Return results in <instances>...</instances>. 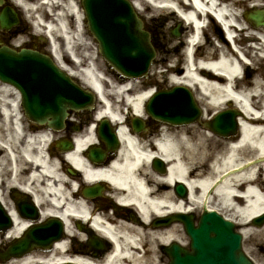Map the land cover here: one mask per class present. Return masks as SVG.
<instances>
[{"label":"bare ground","instance_id":"6f19581e","mask_svg":"<svg viewBox=\"0 0 264 264\" xmlns=\"http://www.w3.org/2000/svg\"><path fill=\"white\" fill-rule=\"evenodd\" d=\"M18 1L27 12L34 8L40 11L36 16L37 24L46 25H43L44 31L49 34L51 50L60 63L98 90L101 106L94 121L108 116L120 123L122 147L107 167L90 159L88 161L83 154L86 145L97 142L94 125L75 134L76 146L65 158L90 180L110 182L113 188L109 196L123 204H136L145 223L139 225L122 220L115 225L111 223L115 218L109 217L104 222L99 214H95L91 226L100 235L114 241L113 249L100 260L70 255L66 238L57 240L52 252H33L8 262L0 261V264H54L65 260L84 264H160L156 258L159 251L153 248L154 245L167 244L174 239L182 241L183 237L177 225L153 229L149 227L148 220L153 214L196 210L205 200L209 209L218 210L240 223L245 237H252V231L257 228L251 222L264 213V161L241 167L256 157L264 156V110L260 114L256 112V115L252 113L255 111L252 107L264 109V28L255 27L242 18V13L238 11L241 1H229L217 7L222 0H135L140 12L145 11L143 3L148 6L150 3L175 13L178 11L191 26V22L194 23V34L189 36L184 49V64L178 61V64L169 66L168 71L173 84L187 86L197 93V99L204 104L203 117L209 119L227 105H233L240 112V133L235 142L217 137L212 131L193 124L163 129L158 148L135 134L123 120L122 113L123 105L128 103L133 104L136 113L145 114L143 105L152 88L147 87L148 84H137L135 79L114 81L102 72L84 37L80 2L39 0L38 4H32L26 0ZM49 1L52 7L61 6L62 9L54 17L47 11L53 8H45ZM251 1H255L254 6H264V0ZM206 9H211L224 23L229 40L240 44L237 47L241 54L250 57L251 63L259 64L254 68L257 73L253 81L246 75L240 76L246 62L227 38L220 39L212 50L202 43L210 18ZM236 33L238 36L235 37ZM245 35L252 41H246ZM123 96L126 101L118 99ZM19 98L20 94L13 85L0 81V145L8 151L5 150L0 158V179L2 168L9 165L11 179L7 181L8 185H18L30 192L40 207L42 218L59 217L65 224L67 237L77 235V232L82 234L73 222L78 219L86 222L89 212L95 211H90L89 200L75 192L77 183L71 185L70 179L61 172L59 160L47 152L52 135L43 130L42 134L29 137V126L21 119ZM157 156L169 164L165 175L151 167L152 159ZM221 176H224L223 180L207 197L206 190ZM178 182H183L190 190L186 199L177 197L171 190ZM3 201L7 202L5 197ZM8 208L12 211L15 224L3 237L4 240L18 237L29 224V220L21 217L11 202ZM141 234L148 241L143 255L136 247ZM255 234H259L258 231ZM248 252L253 253V250ZM256 261L264 264V259Z\"/></svg>","mask_w":264,"mask_h":264},{"label":"water","instance_id":"95a60500","mask_svg":"<svg viewBox=\"0 0 264 264\" xmlns=\"http://www.w3.org/2000/svg\"><path fill=\"white\" fill-rule=\"evenodd\" d=\"M83 2L89 27L110 65L126 75L145 73L155 50L149 32L145 31L141 18L132 9L131 4L127 0ZM251 18L258 24L263 23L259 13L251 15ZM0 21L1 26L10 27L17 22V14L9 8L1 14ZM0 78L20 87L30 117L55 127H61L69 108L80 107L84 100L87 99L90 103L93 99L89 91L83 90L59 69L50 57L38 51H16L6 46L0 48ZM179 94L183 95L184 100L178 101L174 98ZM161 97H169V101L164 99L157 102L159 107H163L162 113L150 105L154 114L168 115L166 118L173 122H189L200 116L192 94L185 88L161 93L155 100ZM234 115L231 111L223 112L210 126L224 134L235 131ZM67 145L69 146L68 143ZM101 154V149H95L96 156ZM89 193L98 194L100 189H90ZM24 208L31 209L28 205ZM177 216L185 222L191 238V248L177 241L165 246L164 251L170 258L169 264H254L242 248V234L237 231L235 223L225 219L217 211L208 210L205 205L198 225H195L192 217L188 215ZM10 222V217L0 202V228L8 226ZM255 222L261 225L264 222V214L256 218ZM60 230L61 225L55 220L34 226L26 236L12 244L5 257L11 254L19 255L32 247L45 245L55 234L59 237Z\"/></svg>","mask_w":264,"mask_h":264},{"label":"rangeland","instance_id":"374dc122","mask_svg":"<svg viewBox=\"0 0 264 264\" xmlns=\"http://www.w3.org/2000/svg\"><path fill=\"white\" fill-rule=\"evenodd\" d=\"M229 1L238 2L239 0H229ZM240 1H241L239 3L240 5H244V7H248V2H247L248 0H240ZM143 7L145 8V11L141 12V13L146 18V21L148 23H151L155 19H159L163 16L167 17L166 22H165V30H166L167 35H168V40L164 46V49H166V50H162V52L157 55L156 58L158 61L156 64H153L151 66L150 74H149V77L146 81L147 83L152 82V83L161 84L159 89H167V88L174 86V84L169 80V77H168V74H169L168 73L169 72L168 67L173 65L174 63L178 64V61L183 56V54H182V52H183L182 47L183 46H181V41L182 40H183V42L185 41L183 38V32H182L180 38H176V37H173L171 35V30L180 23V21H179L180 17L178 15H176L174 11L172 12V10L157 8L150 3H149V6H148V4L143 3ZM239 7L240 8H238V11L240 12L243 10L242 9L243 6H239ZM33 11H34L33 16L35 15V13L39 12L36 10H33ZM208 28L213 29V27L211 25ZM210 36L212 37V41L215 42L216 45L218 42H220V39L217 35L210 34ZM84 37L88 40L89 52H93L94 55L96 56L95 62L99 65L100 69H102V71L105 73V75H108L109 78L113 79L114 81H119V80H116L113 76H111V74L108 72V70L106 68L104 60L97 56V55H99V52L97 49V44L95 43V41L93 40L91 35L87 34ZM245 37L247 38L246 41L251 40V38L249 36L245 35ZM244 43H245V41H244ZM205 47H207V49H210L209 44H206ZM180 63L184 64V60H181ZM258 66H259V64L255 65L253 63L245 66L244 69L246 70V74H247V72H249V74H250V77L248 78L249 80L253 81L255 79V75L257 72L254 70V68L258 67ZM166 71H167V73H166ZM140 79H141L140 81H143L146 79V77L140 78ZM13 97H14V95H13ZM199 104L202 107H204V104L202 102H199ZM230 107H232V105L226 106L225 109L230 108ZM203 113H204V109H203ZM195 124H197V123H195ZM200 125L201 124H199V126ZM185 126H187V125H185ZM217 137H220V136H217ZM61 172L65 175H67L65 171L63 172L61 170ZM105 211H106L105 213L109 212V210H105ZM196 211L199 213L201 211V209H198ZM74 224L76 225V223H74ZM175 225H177V227L179 229V233H181V235L183 237L182 241L187 243L189 241V239H188V236L186 235V233L184 231L183 225L181 223L175 224ZM261 228H263V226L258 228L257 230H253L252 231L253 233L251 234L252 237L245 238V249L247 251L252 249L253 255L252 254H250V255H252L256 260H259L260 262H262V260L264 259V231H263L264 229H261ZM257 231L259 234H255V233H257ZM157 244L154 245V247H153L154 249L155 248L157 249ZM157 257H158V259L161 258V252L157 253L156 258ZM166 261H167V259H166Z\"/></svg>","mask_w":264,"mask_h":264},{"label":"flooded vegetation","instance_id":"af4514ba","mask_svg":"<svg viewBox=\"0 0 264 264\" xmlns=\"http://www.w3.org/2000/svg\"><path fill=\"white\" fill-rule=\"evenodd\" d=\"M5 5H6V3L3 5L0 4V8H3ZM23 30H24V26L21 24L20 27L18 28V31H23ZM8 196L11 197V192L8 193Z\"/></svg>","mask_w":264,"mask_h":264}]
</instances>
